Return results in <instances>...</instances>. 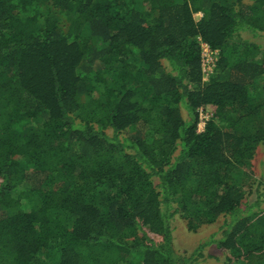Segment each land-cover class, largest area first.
Instances as JSON below:
<instances>
[{
  "label": "trees",
  "instance_id": "16d2710c",
  "mask_svg": "<svg viewBox=\"0 0 264 264\" xmlns=\"http://www.w3.org/2000/svg\"><path fill=\"white\" fill-rule=\"evenodd\" d=\"M263 39L264 0H0V264H264ZM178 216L219 237L177 260Z\"/></svg>",
  "mask_w": 264,
  "mask_h": 264
},
{
  "label": "rangeland",
  "instance_id": "374dc122",
  "mask_svg": "<svg viewBox=\"0 0 264 264\" xmlns=\"http://www.w3.org/2000/svg\"><path fill=\"white\" fill-rule=\"evenodd\" d=\"M201 17L200 14H195V20H198ZM245 39H249L248 36H244ZM262 50H264V39L257 41ZM182 116L185 120L188 119L186 111L182 109ZM252 174L254 179L262 180L263 185L259 188L262 192L264 187V146H259L256 150V155L254 160L252 161ZM256 194H252L250 196V200H255ZM186 222L182 220L179 216L174 218L173 221V249L174 254L177 260L182 258H186L190 256L197 247L203 244L205 241H208L211 236L215 235L214 238L219 237V233L217 229L220 226V221L216 222L214 225L203 226L198 229L197 233H191L186 230L185 226ZM157 241L159 238L154 237ZM202 259L203 262L201 264H214L215 261L219 263L224 261V254L221 253L215 245H209L205 247L202 251Z\"/></svg>",
  "mask_w": 264,
  "mask_h": 264
},
{
  "label": "built area",
  "instance_id": "2783aa9c",
  "mask_svg": "<svg viewBox=\"0 0 264 264\" xmlns=\"http://www.w3.org/2000/svg\"><path fill=\"white\" fill-rule=\"evenodd\" d=\"M200 47V69L203 81H207L213 74L218 61L219 52L217 50L211 49V47L198 39ZM199 122L197 125V132L201 133L205 127L208 120L209 113L205 112L203 109L198 110Z\"/></svg>",
  "mask_w": 264,
  "mask_h": 264
}]
</instances>
